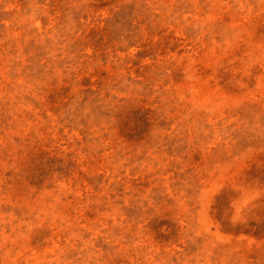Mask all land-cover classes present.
<instances>
[{
  "label": "rangeland",
  "instance_id": "obj_1",
  "mask_svg": "<svg viewBox=\"0 0 264 264\" xmlns=\"http://www.w3.org/2000/svg\"><path fill=\"white\" fill-rule=\"evenodd\" d=\"M0 264H264V0H0Z\"/></svg>",
  "mask_w": 264,
  "mask_h": 264
}]
</instances>
